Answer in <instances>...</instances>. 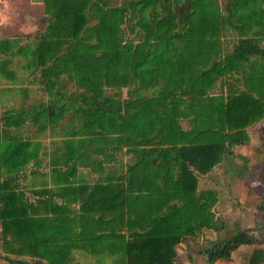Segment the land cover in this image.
<instances>
[{"label":"trees","instance_id":"obj_1","mask_svg":"<svg viewBox=\"0 0 264 264\" xmlns=\"http://www.w3.org/2000/svg\"><path fill=\"white\" fill-rule=\"evenodd\" d=\"M37 1L35 44L0 39V75L10 77L21 56L47 97L30 105L22 90L17 108L2 113L3 261L79 264L80 250L110 264H174L177 245L224 230L217 192L198 178L223 158L236 166L232 148L264 116V0ZM42 134L62 140L44 165L52 174L83 166L104 177L31 190L25 180L43 163L32 138ZM66 194L78 198L76 210ZM263 209L260 199L255 230ZM255 242L235 229L198 253L208 264L229 262ZM246 261L264 264V249Z\"/></svg>","mask_w":264,"mask_h":264},{"label":"rangeland","instance_id":"obj_2","mask_svg":"<svg viewBox=\"0 0 264 264\" xmlns=\"http://www.w3.org/2000/svg\"><path fill=\"white\" fill-rule=\"evenodd\" d=\"M33 3L31 0H0V39L6 38L18 42L20 45H15V48L17 46L31 47L35 44L43 28L39 22L43 12L42 5ZM227 36L230 37L231 35L227 34ZM261 44L264 46V41ZM22 61L21 56H14L12 64L8 67L11 70V76L4 77L0 75V122L3 112L17 108V104L20 103L23 96L22 90L27 91V104H37L38 102H45L47 99L39 91L42 87L40 82L30 81L28 71L21 69ZM67 91L70 90L68 89L65 92ZM121 98H124L123 90ZM257 133L258 136L261 135V138H264L260 131H257ZM252 136L253 144L248 146L247 149L238 146L231 150L234 156L240 155L251 162L247 170L249 174L246 175L245 181L239 182L236 180L238 177L244 176L245 173L238 166H234L229 161L227 162V159L221 162V168L219 166V169L215 170L217 174L210 175L206 180L198 178L200 188L214 185L213 189L217 192V203L213 209L215 222L224 226V230L218 233L211 230H201L195 237L188 238L185 243L177 245L174 264H208L199 255L198 250L216 237L228 238L235 229L245 232L251 240L252 238L255 239V243L258 244L240 246L231 254L229 262L218 261L214 264H247V256L252 249L256 247L264 249V229L255 230V219L257 218L254 219L260 201L254 188H259L260 181H262V188H264V179L259 181L255 178L258 170L256 166H253L251 160L258 154V149L255 141L256 134H252ZM14 137H17V134ZM41 141L45 142L43 139ZM263 142L264 140L261 143L257 142L260 150H264ZM221 172L229 180L222 178L220 176ZM227 182H230L229 186H227ZM262 202L264 204L263 200ZM260 213L263 214L264 209ZM81 256V258L75 256L79 264H110V260L106 258L92 257L87 254H81ZM0 264H8L3 261L2 255Z\"/></svg>","mask_w":264,"mask_h":264},{"label":"crops","instance_id":"obj_3","mask_svg":"<svg viewBox=\"0 0 264 264\" xmlns=\"http://www.w3.org/2000/svg\"><path fill=\"white\" fill-rule=\"evenodd\" d=\"M31 1L34 2L33 4H36V5L40 4L41 5V3L38 2L37 0H31ZM262 124H264V116L258 123L254 124L251 127L246 129V133L248 136V142L245 145L241 146L242 148L247 149L248 146L253 144L252 134H256L255 141H256V148L258 149V151H257L258 154L256 155L255 158H252L251 161H252L253 166L257 167L258 172H257V175L255 176V178L258 179L259 181L264 179V150H260L259 146H258L259 144L257 143V142H259V143L262 142L259 139L261 137V135H259V136L257 135L258 134L257 131L258 132L260 131V127ZM74 126H75V124L73 125V127ZM41 139L45 140V142L41 141ZM32 141L40 144V148H39V152H38V158L41 159L43 161V163H42L41 168H38V169H36V171H33V174L27 176V178L25 180V182L28 183V186H30L29 188L31 190H47L48 192L52 193V192L59 190L61 186H71L73 188H79L81 186H89V185L93 184L96 181V179L104 177V175H101L98 173L88 172L87 168H84L83 166H81V167L76 166L74 171H70L67 173H65V171L63 169V171L60 172L59 174L58 173L52 174L50 172L49 168L48 167L45 168L44 165L50 159V154L54 151L53 148H55V145L56 146L59 145L60 142H62V140H60L59 138H56L54 136H51L49 134H45V135L42 134V135L35 136V138H32ZM234 148H236V147H234ZM61 153L63 155L64 151ZM234 157H235V159H233V162L236 166H238L239 169H242L241 167L243 166V164H245V171H244L245 175L241 177V180H238V179H236V180L239 182L245 181L246 175L249 174L248 173L249 171L247 172V170H248V166L251 164V162H249L250 160H245L240 155H235ZM123 158H124L123 161L130 160L129 156H125ZM222 161H225V158H223ZM226 161L228 162V160H226ZM219 166L221 168V163H219V165L216 168H213V170L211 172H209L208 174L199 177V179L203 178L204 180H206L208 177H210V175L217 174V173H215V170L219 169ZM220 176H222V178H224L226 180H229V178H227V176H225L222 172H221ZM109 179H111V178H109ZM112 180H113V178L111 179V181ZM260 182H261V184H260ZM260 182L258 184L259 188H254V191H255V194L257 195V198L262 199L264 201V188H262L263 183H262V181H260ZM227 183H228L227 186H229L230 182H227ZM199 184H200V182L198 181V185ZM213 187H214V185L212 187L209 186L208 188H213ZM73 197H75V196H73V194L70 196L68 194H66L64 197L65 198L64 201L75 200L74 203H72L71 207L73 208V210H76V208H77L76 202L78 201V198L75 197L76 199L75 198L73 199ZM54 201L59 203L58 199H54ZM263 222H264V219H263ZM73 254H74V256H76V257L79 256V258H81L82 257L81 254H86V253H84L80 250H74Z\"/></svg>","mask_w":264,"mask_h":264}]
</instances>
